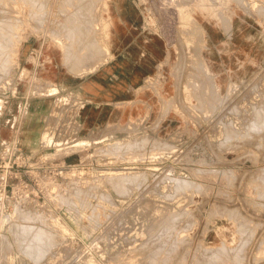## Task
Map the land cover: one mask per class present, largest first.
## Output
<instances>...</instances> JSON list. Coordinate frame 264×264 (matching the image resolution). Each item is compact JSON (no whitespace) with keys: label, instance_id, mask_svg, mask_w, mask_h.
Returning a JSON list of instances; mask_svg holds the SVG:
<instances>
[{"label":"rangeland","instance_id":"rangeland-1","mask_svg":"<svg viewBox=\"0 0 264 264\" xmlns=\"http://www.w3.org/2000/svg\"><path fill=\"white\" fill-rule=\"evenodd\" d=\"M5 1L0 264H264V0H132L141 30L163 50L133 103L140 114L72 144L60 115L45 116L79 104L54 95L48 36L68 41L67 66L100 61L109 0ZM73 16L79 30L70 34ZM29 37L41 59L18 69Z\"/></svg>","mask_w":264,"mask_h":264},{"label":"crops","instance_id":"crops-1","mask_svg":"<svg viewBox=\"0 0 264 264\" xmlns=\"http://www.w3.org/2000/svg\"><path fill=\"white\" fill-rule=\"evenodd\" d=\"M132 3V0H109L108 53L103 61L94 55L71 68L63 62L68 41L60 35L61 48L56 44V33L53 42L52 35L48 36L47 77L56 87L54 95H70L80 103L76 109L67 108L61 111L62 115L61 112L54 115H60L61 122L70 128L68 132L88 136L91 132L104 130L108 124L124 123L140 114V109L133 108V103L141 101L139 91L146 77L153 76L157 70L163 50L157 37L141 30L140 16ZM96 37L92 36L89 41L98 39ZM32 55L41 59L42 46L29 37L19 49L17 68L26 66ZM38 66L33 67L35 71ZM50 115H45L46 120L55 121ZM74 122L79 124L76 132L72 129Z\"/></svg>","mask_w":264,"mask_h":264},{"label":"bare ground","instance_id":"bare-ground-1","mask_svg":"<svg viewBox=\"0 0 264 264\" xmlns=\"http://www.w3.org/2000/svg\"><path fill=\"white\" fill-rule=\"evenodd\" d=\"M0 1H1V0H0ZM10 1H11V0H10ZM23 1H24V0H23ZM38 1H39V0H37V1L34 0V2H35L36 5H35L34 3H33V5L37 6V2H38ZM56 1H57V0H56ZM59 1H60V0H59ZM59 1H58L57 3H60V2L63 1V0H61L60 2H59ZM74 1H76V0H74ZM74 1H72V2H74ZM78 1H79V2H77V1H76V2H77V3H80V0H78ZM87 1H88V0H87ZM90 1H93V0H90ZM94 1H95V0H94ZM94 1H93V2H94ZM5 2H8V1L6 0ZM40 2H43V1H40ZM40 2H39V3H40ZM53 2H54V1H53ZM64 2H65V1H64ZM66 2H67V0H66ZM68 2H70V1L68 0ZM76 2H75V3H76ZM97 2H98V1H97ZM97 2H96V3H97ZM9 3H10V2H9ZM29 3H31V2H29ZM46 3H47V1L45 0V3H44V4H46ZM81 3H82V2H81ZM86 3H90V4H87V5H89V6H86V7L89 8L90 5H91V2H86ZM96 3H93L92 5H94V4H96ZM99 3L101 4V1H99ZM99 3H98L97 5H99ZM3 4H4V3H3ZM5 4H6V3H5ZM41 4H42V3H41ZM50 4H51V3H50ZM52 4H55V3H52ZM62 4H63V3L61 2L60 6H62ZM70 4H71V3H69L68 7L70 6ZM73 4H74V3H73ZM82 4H83V3H82ZM31 5H32V4H31ZM75 5H76V4H75ZM103 5H104V7H105V11H106V12H109L108 4L105 2V3H103ZM103 5H102V8H103ZM2 6H3V5H2ZM43 6H45V5H42V7H41V5H40V6H38V8H39V7H41V8H46V7H43ZM46 6H47V5H46ZM71 6H72V5H71ZM71 6H70V7H71ZM73 6H74V5H73ZM76 6H77V7H80L79 5H76ZM81 6H82V5H81ZM84 6H85V4H84ZM33 7H34V6H33ZM62 7H63V6H62ZM77 7H76V10H77ZM86 7H85V8H86ZM96 7H97V6H96ZM1 8H2V11H3V7H1ZM41 8H39V10H40ZM57 8H58V11H59V8H60V7H57ZM66 8H67V6H66ZM93 8H94V7H93ZM62 9H63V8H61V10H62ZM74 9H75V6H74ZM80 9H81V7H80ZM83 9H84V8H83ZM11 10L13 11L12 7H11ZM11 10H9V11L12 13ZM41 10H42V9H41ZM63 10H64V9H63ZM76 10H75V11H76ZM91 10H93V9L91 8ZM98 10H99V9H98ZM9 11H8V12H9ZM37 11H38V9H37ZM75 11H74V12H75ZM86 11H87V9H86ZM181 11H182V10H181ZM185 11H187V10H185ZM5 12H7V11H5ZM10 12H9V13H10ZM39 12H40V11H39ZM59 12L62 13V11H59ZM83 12H85V10H83ZM89 12H90V11H89ZM89 12H87V13H89ZM97 12H98V11H97ZM13 13H15V12L13 11ZM34 13H35V12H34ZM34 13H33V14H34ZM65 13L68 14L69 12L67 13V11H66ZM65 13H64V14H65ZM70 13H71V12H70ZM75 13H77V12H75ZM87 13H86V15H89V18H88L87 20H89V19H90V14H92V16H93V13H92V12H91L90 14H87ZM188 13H189V12H188ZM242 13H243V12H242ZM5 14H6V13H5ZM44 14H45V12H44ZM62 14H63V13H62ZM64 14L62 15V17L64 16ZM72 14H73V12H72L71 14H69V15H72ZM78 14H79V13H78ZM81 14H82V13H81ZM83 14H84V13H83ZM105 14H106V13H105ZM179 14H180V12H179ZM74 15H75V14H74ZM84 15H85V14H84ZM94 15L97 16V13L94 14ZM98 15H99V14H98ZM187 15H188V18H189V16H191V15H189V14H187ZM187 15H184L183 18L185 17L184 19H186V16H187ZM75 16H76V15H75ZM75 16L71 17L72 20H73V18H74ZM79 16H80V15H79ZM92 16H91V17H92ZM8 17H9V16H8ZM33 17H34V16H33ZM84 17H85V16H84ZM84 17H83V18H84ZM98 17H99V16H98ZM200 17H201V16H200ZM37 18H39V17H37ZM66 18H67V16H66ZM66 18H65V19H66ZM68 18H69V17H68ZM75 18H77V17H75ZM75 18H74V19H75ZM96 18H97V17H96ZM181 18H182V17H181ZM221 18H222V17H221ZM221 18H220V19H221ZM9 19L12 20V18H9ZM19 19H20V18H19ZM69 19H70V18H69ZM92 19H93V18H92ZM97 19H99V18H97ZM101 19H102V18H101ZM195 19H196V18H195ZM222 19H225V18H222ZM222 19H221V20H222ZM63 20H64V19H63ZM66 20H67V19H66ZM87 20H86V21H87ZM102 20H103V19H102ZM221 20H220V21H221ZM5 21H6V20H5ZM12 21H14V20H12ZM75 21H78V18L75 19ZM80 21H83V20H80ZM92 21L95 22L94 20H92ZM97 21H98V20H97ZM97 21H96V22H97ZM104 21H105V24H107V28H109V24L107 23V21H106L105 18H104ZM226 21H227V20H226ZM7 22H8V21H7ZM9 22H11V21H9ZM9 22H8V23H9ZM18 22H19V21H18ZM69 22H71V21H69ZM88 22H89V21H88ZM19 23H20V22H19ZM64 23H65V22H64ZM74 23H75L74 20H73L72 23H71L72 26H70L69 23H68V24L65 23V24L67 25V27L65 26V27H66V30H67V28H68V25L71 27V30H70V28H69V30H68V31H70V32H69L70 34H73L74 32H78V30H79V28H77V25H75ZM76 23H77V22H76ZM79 23H80V22H79ZM2 24H5V23L3 22ZM9 24H10V23H9ZM14 24H15V23H14ZM57 24H58V23H57ZM59 24H60V22H59ZM82 24H83V23H82ZM84 24H85V25H84ZM84 24H83V25H84V26L86 27V29H87L88 26H86V23H84ZM5 25H6V24H5ZM5 25H4V26H3V25L0 26V32H6L5 29H7V31H9V27H8L9 25L7 24V27H8V28H6ZM10 25H11V24H10ZM17 25H18V24H17ZM22 25H23V24H22ZM79 25L81 26V24H79ZM12 26H14V25H12ZM15 26H16V24H15ZM30 26H31V25H30ZM57 26H58V25H57ZM60 26H61V25H60ZM80 26H78V27H80ZM89 26H91V25H89ZM61 27H62V26H61ZM61 27H59V28H60L59 30H61ZM16 28H18V27H16ZM62 28H64V27H62ZM82 28H84V27L82 26ZM222 28H223V27H222ZM104 29H106V28H103V29H102V32H105ZM88 30H89V29H88ZM83 31H84V32H87L86 30H83ZM89 31H90V30H89ZM91 31H92V30H91ZM10 32H12V31H10ZM10 32H9V33H10ZM13 32H14V31H13ZM62 32H63V31H62ZM94 32H95V30H94ZM96 32H97V31H96ZM192 32H204V29L202 28L201 25H196V26L194 25L193 28H192ZM87 33H88V32H87ZM87 33H86V35H87ZM91 34H92V33H91ZM91 34H90V35H91ZM0 35H1V34H0ZM4 35H6V34H4ZM86 35H84V36H86ZM88 35H89V34H88ZM6 36H7V35H6ZM0 38H2V37L0 36ZM3 38H5V37H3ZM3 38H2L1 40H3ZM106 38H108V37H105L104 39H106ZM106 41H107V40H106ZM0 42H1V41H0ZM72 42H75V41H72ZM72 44H74V43H72ZM75 46H76V45H75ZM75 46H74V47H75ZM71 48H72V47H71ZM69 50L71 51L72 49H69ZM4 52H5V51H4ZM4 52H3V53H4ZM72 52H73V51H72ZM75 53H76V51H75ZM4 54H5V53H4ZM71 54H72V56H73V53H71ZM0 55H1V54H0ZM67 55H68V54H67ZM1 56H2V55H1ZM1 56H0V57H1ZM18 56H19V53H18ZM18 56H17V57H18ZM6 57H7V56H6ZM105 58H106V57L104 56L102 59H100V61H103ZM2 59H3V58H2ZM0 62H1V64H2V61H0ZM75 62H76V60H75ZM70 64H72V61L70 62ZM73 64H75V63H73ZM77 64H78V63H77ZM75 65H76V64H75ZM1 66H2V65H1ZM73 66H74V65H72V66L70 65L71 68H72ZM77 67H78V65H77ZM74 68H76V67L74 66ZM77 71H78V70H77ZM191 76H192V78H193L194 75H191ZM12 91H13V90H12ZM202 93H203V92H202ZM202 93H200V94H202ZM200 94H199V96H200ZM203 95H204V94H203ZM197 99H199V98H197ZM194 100H196V99H194ZM199 100H201V99H199ZM202 100H203V99H202ZM203 101H204V100H203ZM61 102H62L61 100L58 101V102H55V105L53 106V110H52V111H54V110H55V111L58 110V109L60 108V104H61ZM198 102H201V101H198ZM130 105H131V104H130ZM79 106H80V103L78 104L77 107H79ZM135 109H136V108H135ZM56 113H58V111L55 112L54 114H51V116L53 117ZM51 116H50V117H51ZM75 123H77V122H74V124H75ZM27 126H28V125H27ZM29 126H31V125H29ZM74 126H75V125H74ZM75 127H76V126H75ZM29 129H30V128H29ZM74 130H75V129H74ZM43 134H44V133H43ZM45 134H46V133H45ZM42 136H43V135H42ZM46 137H47V136H46ZM120 142H121V141H120ZM78 143H79V142H78ZM80 143H81V142H80ZM80 143H79V144H80ZM117 144H118V143H117ZM76 145H77V143H76ZM119 145H120V143H119ZM74 146H75V145H74ZM78 146H79V145H78ZM67 148H68V147H67ZM114 148H116V147H114ZM118 148H120V146H119ZM121 149H122V146H121ZM117 150H118V149H117ZM117 150H116V152H117ZM122 150H123V149H122ZM129 151H130V150H129ZM132 151H134V150L131 149L130 152H132ZM123 152H125V151L123 150ZM119 174H120V176H121V173H119ZM123 174L126 175L125 173H123ZM130 174H131V173H130ZM128 175H129V174H128ZM128 175H127V176H128ZM138 175L141 176L142 174L140 175V174L138 173ZM117 176H119V175H117ZM122 176H123V175H122ZM122 176H121V177H122ZM130 176H131V175H130ZM134 176H136V175H134ZM142 176H143V175H142ZM121 177H120V178H121ZM123 177H125V176H123ZM123 177H122V178H123ZM112 178L116 179L115 177H112ZM120 178H119V179H120ZM125 178H127V177H125ZM125 178H123V179L125 180ZM131 178H133V176H131ZM138 178H139V177H138ZM138 178H137V176H136L134 180H137V181H138V180H139ZM142 178H143V177H142ZM123 179H122V180H123ZM120 180H121V179H120ZM120 180H118V181H120ZM127 180H128V179H127ZM125 181H126V180H125ZM175 181H176V180H175ZM175 181H174V182H175ZM176 182L178 183V181H176ZM176 182H175V184H176ZM117 183H118V182H117ZM179 184H180V182H179ZM181 184L183 185L184 183H181ZM181 184H180V185H181ZM118 187H119V186H118ZM58 203H59V202H58ZM46 221H48V218L46 219ZM5 250L7 251V248H5ZM6 251H5V252H6ZM5 254H6V253H5ZM6 256H7V254H6ZM4 257H5V256H4ZM7 257H8V256H7ZM6 259H7V258H6Z\"/></svg>","mask_w":264,"mask_h":264},{"label":"built area","instance_id":"built-area-1","mask_svg":"<svg viewBox=\"0 0 264 264\" xmlns=\"http://www.w3.org/2000/svg\"><path fill=\"white\" fill-rule=\"evenodd\" d=\"M73 136H72V139L70 140V142L68 143V144H72V142L74 141V140H76V137H77V135L76 134H74V133H72V132H70ZM71 147V146H70ZM73 147V146H72ZM0 180H3L4 181V183H5V178L3 177H1L0 178ZM2 197V196H1ZM2 200V203H3V197L2 198H0V201Z\"/></svg>","mask_w":264,"mask_h":264}]
</instances>
